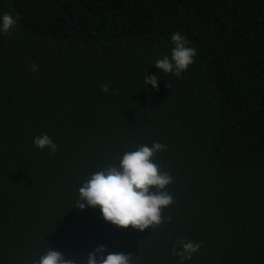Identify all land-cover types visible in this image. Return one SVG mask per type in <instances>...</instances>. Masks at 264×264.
I'll use <instances>...</instances> for the list:
<instances>
[{
	"label": "trees",
	"instance_id": "16d2710c",
	"mask_svg": "<svg viewBox=\"0 0 264 264\" xmlns=\"http://www.w3.org/2000/svg\"><path fill=\"white\" fill-rule=\"evenodd\" d=\"M9 12L20 19L0 32V264H33L47 247L87 264L99 246L180 264L181 239L201 244L184 264H264V0H0ZM176 32L197 52L181 77L155 67ZM43 133L54 155L34 146ZM153 142L167 146L155 162L175 200L159 227L74 209L91 174Z\"/></svg>",
	"mask_w": 264,
	"mask_h": 264
},
{
	"label": "clouds",
	"instance_id": "9594fccd",
	"mask_svg": "<svg viewBox=\"0 0 264 264\" xmlns=\"http://www.w3.org/2000/svg\"><path fill=\"white\" fill-rule=\"evenodd\" d=\"M19 15L11 12L0 17V32L10 34L19 21ZM171 54L158 58L155 67L167 74L181 77L189 70L197 56L196 49L190 46L187 37L180 32L171 35ZM38 70L32 64L31 71ZM145 87L152 85L158 89V77H144ZM169 89L171 85L169 84ZM101 90L109 91V85L102 84ZM33 144L40 150H49L50 155L58 151L54 140L46 133L37 136ZM167 151V146L158 142L138 145L136 150L125 151L118 164L108 163L106 167L94 172L79 188V196L74 209L84 211L90 207L99 209L103 219L119 229L129 228L143 232L159 227L163 221V212L175 203L167 187L173 183V177L162 170L155 162L156 154ZM179 246V247H177ZM201 244L191 240H178L172 256L180 257V264L190 261L198 253ZM179 249H182L179 250ZM99 246L88 254L87 264H134L135 258L125 253L108 252ZM33 264H75L59 250H47Z\"/></svg>",
	"mask_w": 264,
	"mask_h": 264
}]
</instances>
